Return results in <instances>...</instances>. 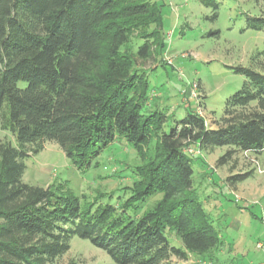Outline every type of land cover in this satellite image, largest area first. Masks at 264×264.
<instances>
[{"label":"trees","instance_id":"trees-1","mask_svg":"<svg viewBox=\"0 0 264 264\" xmlns=\"http://www.w3.org/2000/svg\"><path fill=\"white\" fill-rule=\"evenodd\" d=\"M216 7L212 0L204 2ZM159 4L151 0H0V264H56L73 237L116 264H170L204 254L221 237L194 190L197 150L264 154V68L235 66L242 86L216 128L196 112L165 131L167 116L144 113L149 83L138 60L163 48ZM264 32V9L247 18ZM136 33L143 42L132 48ZM141 163L129 196L86 202L63 186L23 182V160L45 141L85 166L115 141ZM252 172L226 180L235 186ZM123 192V191H122ZM149 208L144 205L155 198ZM105 197V196H104Z\"/></svg>","mask_w":264,"mask_h":264},{"label":"rangeland","instance_id":"rangeland-1","mask_svg":"<svg viewBox=\"0 0 264 264\" xmlns=\"http://www.w3.org/2000/svg\"><path fill=\"white\" fill-rule=\"evenodd\" d=\"M160 6L163 48L152 47V55L138 60L149 83L143 112L159 110L169 129L187 111L203 117L216 128L223 116L226 99L237 91L245 78L235 66L264 68V32L247 27V18L264 9V0H151ZM134 33L132 48L143 40ZM0 136L12 139L2 130ZM228 147L212 151L184 148L194 155V190L221 237V246L204 254H188L187 261L175 257L170 264H258L264 261V154L236 151L224 164L218 159ZM22 180L42 187L63 186L84 201H114L129 196L135 178L133 168L141 163L124 141L106 147L90 166L68 159L53 141H45L38 153L24 160ZM252 172L250 178L231 186L229 176ZM123 191V192H122ZM105 196V197H104ZM150 199L144 209L156 201ZM56 264H116L107 253L88 240L73 237L67 252Z\"/></svg>","mask_w":264,"mask_h":264},{"label":"crops","instance_id":"crops-1","mask_svg":"<svg viewBox=\"0 0 264 264\" xmlns=\"http://www.w3.org/2000/svg\"><path fill=\"white\" fill-rule=\"evenodd\" d=\"M250 176H251V175H250ZM250 176H249L248 178H250ZM248 178H247V179H248ZM247 179H245V180H247ZM242 182H244V181H242ZM240 183H241V182H240ZM237 184H239V183H237ZM237 184H236V185H237ZM236 185H235V186H236Z\"/></svg>","mask_w":264,"mask_h":264},{"label":"built area","instance_id":"built-area-1","mask_svg":"<svg viewBox=\"0 0 264 264\" xmlns=\"http://www.w3.org/2000/svg\"><path fill=\"white\" fill-rule=\"evenodd\" d=\"M258 264H264V261L263 262H259Z\"/></svg>","mask_w":264,"mask_h":264}]
</instances>
